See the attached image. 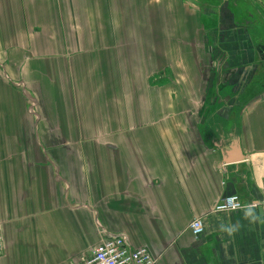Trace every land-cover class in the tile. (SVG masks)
I'll return each instance as SVG.
<instances>
[{
    "label": "crops",
    "instance_id": "1",
    "mask_svg": "<svg viewBox=\"0 0 264 264\" xmlns=\"http://www.w3.org/2000/svg\"><path fill=\"white\" fill-rule=\"evenodd\" d=\"M29 2L0 0V264H76L112 234L158 264H264V212H212L229 182L247 205L264 195L258 0H156L152 43L129 44L69 37L64 0ZM49 8L60 42L37 40Z\"/></svg>",
    "mask_w": 264,
    "mask_h": 264
},
{
    "label": "rangeland",
    "instance_id": "2",
    "mask_svg": "<svg viewBox=\"0 0 264 264\" xmlns=\"http://www.w3.org/2000/svg\"><path fill=\"white\" fill-rule=\"evenodd\" d=\"M63 7L65 9L64 14L66 13L67 22L71 25L77 24V26L82 28V33L80 35H69V37H80L83 38L85 42H92L93 40L98 41H111L114 43H127L130 42H138V43H152V39H154L155 35L153 34H145L142 33L141 25L143 26H155L157 23L155 21L154 16H148L143 17V12L151 13L156 8H158V4L156 0H101L100 3V14H99V8L96 6V2L94 0H85L80 5H71L70 1L72 0H64ZM152 1V2H151ZM29 2V0H28ZM81 2V1H80ZM31 3V2H29ZM258 9L264 12V3H262L260 0L256 3ZM125 6V7H124ZM159 9V8H158ZM48 14H45L46 19V29L37 28L39 31L37 32V40H45L51 42H60L62 41V33H60V26L57 24V21L54 19V13L51 10V8L47 11ZM142 14V16H141ZM209 20H204V17H201L199 24L201 26L207 28L208 26L214 25L215 16H211L208 18ZM256 19V18H255ZM38 21V17L36 18ZM258 21V19H256ZM208 21V23L206 22ZM59 23L62 24L61 21ZM126 26V31L121 30V26ZM92 26H101L99 33H95L94 35L90 33V28ZM113 26L112 32L107 33V30H104V27ZM264 27L260 28L259 32L257 29L254 31H250L249 33L252 34L253 42L259 41V38L264 40ZM119 31V32H118ZM151 32V30H150ZM92 37V38H91ZM144 37V38H143ZM147 37L150 38V41H147ZM96 38V39H95ZM230 42V41H229ZM228 43V42H227ZM226 43V44H227ZM232 43H228V46H231ZM39 45H37V50H39ZM54 49H52L53 52H59V46L53 44ZM127 46V45H126ZM153 46V45H152ZM257 56H255V62L259 65V60H257ZM209 67V66H208ZM208 67H206L208 69ZM134 66L127 64V74L134 73ZM153 68V67H152ZM258 71H260V65L258 66ZM131 69V70H130ZM215 69V68H214ZM217 69L214 71L215 79L218 78V75L216 73ZM210 71V70H209ZM207 75L208 76V73ZM187 74V73H186ZM197 74L201 75L203 77L204 72V66L197 67ZM187 84V83H184ZM182 86V83L180 84ZM203 89V87H202ZM214 89L207 93V96L205 98V104L207 106L209 105V102L211 100V96H215ZM128 96V95H127ZM127 101V105H131L134 109L139 110V99L137 97H133L131 100L129 97L125 98ZM246 101V99H245ZM34 101H30L31 107L34 109L35 106L32 104ZM189 104V103H188ZM204 104V97L197 98L196 102H192L190 107H196L200 106L202 107ZM206 106V107H207ZM130 107V106H129ZM132 110V108H131ZM200 112V109H199ZM205 106L201 110L200 114L196 115H190L189 119L191 117H195L197 121L201 120L203 121L205 117H207ZM133 117L134 114L130 113ZM140 116V115H139ZM182 117L184 115H181Z\"/></svg>",
    "mask_w": 264,
    "mask_h": 264
},
{
    "label": "built area",
    "instance_id": "3",
    "mask_svg": "<svg viewBox=\"0 0 264 264\" xmlns=\"http://www.w3.org/2000/svg\"><path fill=\"white\" fill-rule=\"evenodd\" d=\"M248 206L264 212V195L263 199L252 201L247 205L235 193L218 201L212 212H230ZM190 228L193 235L198 237L204 231L202 220L194 219ZM4 250V240L0 229V257L3 256ZM76 264H158V258L147 247H132L125 235L112 234L105 237L92 249L89 256L81 258Z\"/></svg>",
    "mask_w": 264,
    "mask_h": 264
},
{
    "label": "water",
    "instance_id": "4",
    "mask_svg": "<svg viewBox=\"0 0 264 264\" xmlns=\"http://www.w3.org/2000/svg\"><path fill=\"white\" fill-rule=\"evenodd\" d=\"M258 51H259V53H260V55H261V59L264 60V46L261 45L260 47H258ZM235 193H236V189H235V187H234V183L229 182V183L227 184V190H226V192L224 193L223 198H225V197H227V196H229V195L235 194Z\"/></svg>",
    "mask_w": 264,
    "mask_h": 264
}]
</instances>
